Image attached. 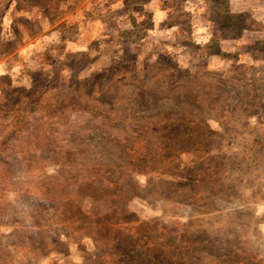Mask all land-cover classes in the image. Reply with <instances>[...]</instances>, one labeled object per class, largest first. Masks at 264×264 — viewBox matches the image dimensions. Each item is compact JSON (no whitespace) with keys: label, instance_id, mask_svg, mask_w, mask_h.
<instances>
[{"label":"rangeland","instance_id":"374dc122","mask_svg":"<svg viewBox=\"0 0 264 264\" xmlns=\"http://www.w3.org/2000/svg\"><path fill=\"white\" fill-rule=\"evenodd\" d=\"M0 264H264V0H0Z\"/></svg>","mask_w":264,"mask_h":264}]
</instances>
